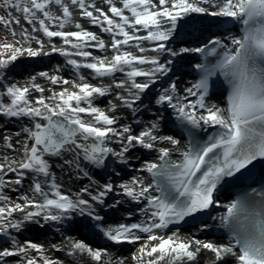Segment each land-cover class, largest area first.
Here are the masks:
<instances>
[{
	"label": "snow or ice",
	"instance_id": "1",
	"mask_svg": "<svg viewBox=\"0 0 264 264\" xmlns=\"http://www.w3.org/2000/svg\"><path fill=\"white\" fill-rule=\"evenodd\" d=\"M119 2L120 6L117 0L0 3L6 12L0 15V27L12 37L0 42V49L10 53L0 59V118L27 121L15 133L5 130L3 135V147L17 155L0 157V264H64L45 255L42 244L21 243L12 232L41 221L62 224L74 214L83 217L78 222L83 227L115 244L142 241L133 254L135 264H197L205 252L214 255L212 264H264V188L250 187L226 205L216 199L219 189L250 173L256 162L264 163V0ZM196 14L231 20L241 26V34L212 36L199 47L173 49L180 30L196 23ZM74 20L76 30H66ZM41 34L48 38L47 45ZM46 47L50 51L45 52ZM96 51L101 54L95 55ZM53 53L66 57L75 79L66 78L57 67L52 74H38L50 87L37 83L36 76L23 84L5 83L6 72L18 57ZM186 53L201 54L202 62L194 65L199 79L180 89L170 74L174 60ZM161 81L167 86L155 93L153 102L172 110L170 115L187 134L186 145L160 134L163 117L147 125L136 119L148 110L145 97ZM224 84V105L210 103L215 89ZM105 97H112L107 110L96 103ZM122 109L131 113L138 130L121 122ZM137 148L157 154L138 169L149 174L148 182L134 176L118 185L110 181L101 185L83 166L106 168L110 157L127 164L128 154ZM174 155L180 158L173 159ZM57 160L62 170L67 167L90 183L74 194L63 191L53 171ZM6 189L19 193L16 200ZM109 194L134 202L142 219L109 224L97 211ZM220 206L225 213L213 219L227 230L226 243L195 235L185 239L179 228L170 235L160 231ZM132 216L128 213L129 219ZM66 241L52 248L67 256L87 254L92 264H124L107 248H93L71 237Z\"/></svg>",
	"mask_w": 264,
	"mask_h": 264
},
{
	"label": "bare ground",
	"instance_id": "2",
	"mask_svg": "<svg viewBox=\"0 0 264 264\" xmlns=\"http://www.w3.org/2000/svg\"><path fill=\"white\" fill-rule=\"evenodd\" d=\"M196 17L199 19L202 16H200L199 14H196ZM215 18L216 17H212V16L208 17L207 18L208 21L206 23H204L205 21L203 19H201V18L199 20H196V23H194L193 25L197 24L199 26L198 28H200V27H203V28H202V30H199L198 36H191V38L195 39V41H198V40H202V39L206 38L208 33H213V32H211L210 30H207V29L209 28V26L213 22H215ZM216 22H218L217 19H216ZM193 25L192 26H185V28H182L180 30L179 40L174 41L171 44V47L173 49H177L179 47H190V48L196 47L195 44H192V46L188 45V43L191 42L192 39H188V38L181 39V36L190 35L189 34V27H193ZM84 27H90V28H93V29L96 28V27H92L90 24L84 25ZM69 29L74 30L75 26H68V28L66 30H69ZM99 34H100V32H98V35ZM213 35L222 37V34H213ZM229 35H231V33ZM107 37L108 36L106 34L103 36V38L105 39L106 42L108 41L106 39ZM58 39L59 38H56V40H58ZM44 51L48 52V51H50V49L48 47H46ZM96 52H98V51H96ZM99 54H101V53H99ZM149 54H151V53H149ZM108 55L110 56V53ZM57 56H59V57H57ZM53 57H55L56 59L59 58L61 60L58 61L57 65H53V66L52 65H48L49 62L51 61V58H53ZM195 59H196L195 53L183 54V56L178 57V58H176L174 60V62H173V71L174 70H178L179 68H181L180 63L182 61H186L187 63L188 62L192 63ZM47 60H49V61H47ZM65 61H66V58H64L62 55H59L57 53H53L51 55H41V56H38V57H28V56H24L23 55V56L18 57V59L12 64V66H14L15 68L16 67L19 68L21 65L22 66L26 65V66H29V67L33 66V68L30 69L31 70L30 77L36 76V82L37 83H40L41 85H44L45 87H50V85H48L47 81L44 78H42V77H40L38 75L40 72H45L46 69L50 70L49 73L50 72L54 73L55 70L57 69V67H59L60 70H61L60 74H62L66 78H69V79H75L76 78L75 74L72 71V69H70L67 66ZM82 72H83V74L85 76L89 75L88 70H82ZM185 75L186 74H182V75L180 74V76L177 77V79L178 78H183L182 81L178 83L180 89H183V88L188 87V86L191 85L189 83V80H190V78H192V74L191 73H187L186 78L184 77ZM92 82L96 83L95 80H92ZM166 86H167V84L164 83L163 81L157 83L154 86L153 89H155V90L153 91V89H152L149 92L150 97L147 96L146 99L144 100V103H147L146 101L150 100V105L152 106V111L151 112H147V110L142 111L141 115L136 117V119L141 121L142 124L147 125L150 121L155 120V119H157L159 117H163V119L160 122V126H161L160 134L174 136L175 138L181 140V144L182 145H186L187 142H186L184 137L179 136L178 134L173 133L171 131V124H173L174 121H175V120H172V118L175 119V115L174 114L170 115L172 110L171 109L164 110L162 107L156 106L154 104V102H153V97H154L153 94L156 93L158 89L160 90L162 87H166ZM56 90L59 91V88H57ZM33 95H35V94H33ZM46 95H48L47 92H46ZM111 99H112V97L97 98L96 103L100 107H101V105H103V106L107 105V107H108V102ZM221 106H223V104H221ZM129 115H130V117L129 116L128 117L124 116L125 119L122 120L121 122L122 123L132 124L133 128L138 130L136 128V124L134 122V119H132L133 117H132L130 112H129ZM18 129H20V126H18ZM134 151H135V155H128L127 164H121L118 161H116L114 158L110 157L111 161L109 162V164H110L111 167H114L116 171H118L119 175H115L113 177L114 173H110V175H111L110 178H112V181L109 180V179H108V181L112 182L113 184L118 185V184H120L122 182L129 181L134 176H140V177H143V178L148 176V173L140 172V171H138V169H140V167H141V165L143 164L144 161L153 159V157H155L157 155L156 152L153 151V150L141 149V148H137ZM153 154H155V155H153ZM15 155H17V153H13L10 156H15ZM176 156H178V155H174V157H176ZM58 164H59V161L58 160L55 161L53 169H60V171H63V170L64 171H68V174L72 175V176L74 174L75 177L72 179V182L76 183L78 186H80L79 189L84 187V186H86V185H88L90 183L87 178L82 176V174H77L74 171H70L67 167H65L62 170L59 166H57ZM83 166H85L86 170L89 171V174L92 177V180H94L98 184L102 185L103 181L99 177V175L97 176V178L93 177L94 176L93 174L96 175V173L98 172V169L92 168L91 166H87L86 164L83 165ZM107 166H108V164H106V167ZM12 178H14V177H12ZM62 190L67 192V193H71V194L73 193L72 191H70V190H68L67 188H64V187H62ZM85 198H87V197H85ZM117 200L121 201V203L117 204L116 203ZM18 202H20V201H18ZM128 203H131V204H133L134 207H136L134 202H129L128 199L125 198V197H122L120 195L109 194V197L107 198L105 205L101 207V210L97 209V211H99L100 214L102 216H104L105 220L109 224L117 225L119 223H123V220L126 218L124 216V213L122 212V209L125 208V204H128ZM109 208H112V212L114 213V215H112L111 209H109ZM122 213H123V215H122ZM113 218L114 219L116 218L115 222L111 221V220H113ZM141 219H142V217L138 213L131 219L127 218V220H129L131 222L134 221V220L135 221H140ZM82 220H83V217H81L79 214H74L72 216L71 220H65V221H63L62 224L57 223V222H44V223H46L45 224L46 226L48 225V227L54 228L55 231H59V232L64 231V232H62V237L64 236V238H65V235L70 234V233H72L74 231H78V232H80V235H82L84 237V239L86 238L88 240H91L95 245L100 246L99 245L100 241L104 237L103 236L94 235L92 231H90L91 233L89 234L88 230H86L84 232H81L80 229L81 228L83 229V226H82L81 223H78V222L82 221ZM120 220H122V221H120ZM131 222H128V223H131ZM39 229H41L40 225H32V224L30 225L29 224V225H27L25 227V230L23 232L17 233L14 230V234L16 236V239L19 240L21 243H23L24 241H31V238H34L35 234L34 235H27V233L30 234L31 232L37 231ZM176 230H177V228H173V229L169 228L167 230H160V231L164 232L165 235H168L167 234L168 232L172 233V232H175ZM23 233H26V234L22 235ZM179 234H180V236L182 238H185V239L190 238L192 235H195L196 238L202 239V240H206V241H213V242H217V243H226L227 242L224 239V237L218 236L216 234H211V233L208 232L207 229H203V227H201V226H197V227H190V226L180 227L179 228ZM48 240H50V237H46L45 241H48ZM140 243H142V241L141 242H137L136 244H130V243L115 244V243L111 242V245L109 246L108 252L109 253L111 252V255H112V257L114 259H123L124 260V264H129L130 261L134 262V264H135V261L133 260V255L130 254V250L134 246H138V248H139ZM37 244H42L44 246L45 255L49 256L50 258L54 259L56 256L59 255L58 251H55L53 248L49 247L46 243H44V244L43 243H37ZM104 246H102V247H104ZM135 252H136V250L134 251V253ZM29 255L30 256L36 255V253L35 252H30ZM202 256L205 259H203L199 264H212V261L214 260V255L211 252H205ZM104 259H107V257H105ZM71 261L72 260H70V262ZM12 264H15V262L13 261ZM64 264H66V263H64ZM70 264H74V263H70Z\"/></svg>",
	"mask_w": 264,
	"mask_h": 264
},
{
	"label": "rangeland",
	"instance_id": "3",
	"mask_svg": "<svg viewBox=\"0 0 264 264\" xmlns=\"http://www.w3.org/2000/svg\"><path fill=\"white\" fill-rule=\"evenodd\" d=\"M89 2H90V0H89ZM0 3H2V0H0ZM117 6H120L119 0H117ZM53 11H58V9L53 7ZM0 15H6V12L4 10L0 9ZM208 17H210V16H206V17L202 16L200 18L203 19V20H206ZM199 19L196 17V20H199ZM215 19H219V18L216 17ZM21 20H22V23H23V19L22 18H21ZM75 22L76 21L74 20L73 24L70 25V26H74ZM79 22L81 24H83V25L89 24L86 20H79ZM85 28H88L90 31L96 32L97 34H98V32H100L99 29H97V28H94V29L90 28V27H85ZM69 30H71V29H69ZM74 30H76V29H74ZM29 31H31V29H29ZM5 38H7L8 41L12 40V37L7 32V30L4 29L3 27H0V42H3L5 40ZM41 39L45 40V44L46 45L48 44V38L47 37H44L41 34ZM106 39L109 40V37H107ZM55 43H56L57 47H61L62 46V42L59 39L56 40ZM32 46L36 47L37 45L35 43H33ZM94 54L95 55H100L98 52H94ZM9 55H10L9 52H6V51L0 49V59H7L9 57ZM24 56H26V55H24ZM57 57H59V56H57ZM64 58H66V57H64ZM49 60H47V61H49ZM60 60L61 59H59V58L56 59L55 57H53V58H51V61L49 62L48 65H52V66L53 65H57L58 61H60ZM181 63H183V61ZM32 68H33V66L29 67V66H26V65H24V66L21 65L19 68H17V67L15 68L14 66L11 65L10 70H8L6 72V75H7L8 79L5 81V83H8V82L12 81V82H18L20 84H23V83L27 82L28 79L30 78V75H31V70L30 69H32ZM49 71H50L49 69L45 70V72H49ZM52 73L53 72H50V74H52ZM180 73L181 72H179V71H174L172 74H170L171 78L173 80H177L178 83L181 82L182 81L181 78L177 79V77L180 76ZM154 90L155 89H153V91ZM153 95H155V93ZM147 96L150 97V94L148 93ZM146 97H145V99H146ZM5 102H7V101H5ZM146 102L147 103H145V104L148 105L147 112H151L152 111V106L150 105V100H148ZM101 107H103L105 110H107V108H108L107 105L106 106L101 105ZM121 114L123 116H125V117H128V116L130 117L129 111L127 109L126 110L122 109L121 110ZM140 115H141V113L138 116H140ZM22 125H27V121H20V120L9 121L7 118H0V126H2V127H0V157H2L4 155H9L10 156V155L13 154L12 151L7 150V149H5L3 147V135H4L5 130H7L10 133H15L16 131L19 130L18 126H20V128H21ZM15 139L16 138L14 137L13 138L14 142H15ZM22 140H23V138L21 137V142H22ZM17 147H19V146H17ZM128 155H135V151L130 152ZM53 171L55 172L57 183L61 184L64 188H67L68 190L72 191L73 192L72 194H74V193L79 191V187L80 186H78L76 183L72 182V179L75 177L74 174H73V176L69 175L68 171H64V170L60 171V169H53ZM110 173H118V171H116L114 167L110 166L109 170L101 178L102 181H103L102 184L106 183L108 181V179L112 181V178H110V176H111ZM114 176L115 175H113V177ZM28 184H29V181L26 180L24 182V185H23V189L25 191L28 188ZM6 192L13 200H16L17 196L19 195L18 192L11 191V190H8V189H6ZM17 202H18V200H17ZM128 207H129V204H125L124 212H128V213L132 212L131 210H129ZM98 210H101V207L98 208ZM120 221H122V220H120ZM127 222H131V221L127 220ZM132 222H137V221L134 220ZM123 223H126V222H124V220H123ZM31 224L32 225H40V226H41V224L43 225V226H41V229H39L37 231H33L30 234L27 233V235H34L35 234L34 238H31L32 242L43 243V244L46 243L49 247L52 248V245L61 246V245L66 244V242H67L66 238L71 237V238H74V239L84 240L86 243H89L93 248H108L107 250H109V246L110 245H108V247L107 246L106 247L105 246L104 247L97 246L94 243H91L90 241H86V238L84 239V237L82 235H80V232H78V231H74V232H72L70 234H67V235H65V238H64V236L62 237V232H64V231H61V232L55 231L54 228H50V227H48V225L46 226L45 225L46 223H44V221H41L40 224H37V223H31ZM86 230L89 231V229L86 228V227H83V229L82 228L80 229L81 232H84ZM25 234L26 233H23L22 235H25ZM167 234L170 235L171 233L168 232ZM12 235L15 236L14 230L12 232ZM46 237H50V240L45 241ZM15 238H16V236H15ZM2 239H7V237H3ZM137 248H138V246H134L130 250V254L133 255L134 251L137 250ZM58 253H59V255L56 256L55 258H59V259L63 260V262L66 263V264H70V263H74V264H92L91 258L87 254L77 253L75 256H67L66 252H64V251H58ZM203 259H205V258L202 255L200 257H198L197 264H199ZM70 260H72V261L70 262ZM129 264H134V262L130 261Z\"/></svg>",
	"mask_w": 264,
	"mask_h": 264
}]
</instances>
